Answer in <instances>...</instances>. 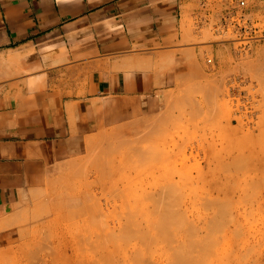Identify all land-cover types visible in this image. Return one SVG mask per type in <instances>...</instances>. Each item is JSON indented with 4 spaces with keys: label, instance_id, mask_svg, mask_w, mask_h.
Instances as JSON below:
<instances>
[{
    "label": "rangeland",
    "instance_id": "obj_1",
    "mask_svg": "<svg viewBox=\"0 0 264 264\" xmlns=\"http://www.w3.org/2000/svg\"><path fill=\"white\" fill-rule=\"evenodd\" d=\"M236 1L185 0L178 40L127 66L132 94L61 96L8 60L0 95L67 128L0 160V264H264V0Z\"/></svg>",
    "mask_w": 264,
    "mask_h": 264
},
{
    "label": "crops",
    "instance_id": "obj_2",
    "mask_svg": "<svg viewBox=\"0 0 264 264\" xmlns=\"http://www.w3.org/2000/svg\"><path fill=\"white\" fill-rule=\"evenodd\" d=\"M184 1L0 0V69L16 58L22 74L18 80L30 71L31 77L58 85L64 91L61 96L90 99L132 94L147 81L127 66L135 67L142 54L156 55L159 48L178 40ZM81 88L84 91L79 93ZM25 96L24 89L16 96L0 95V132L10 136L0 140V146L6 147L0 160H21L25 134L30 141L40 142L56 139L67 128L63 108L46 107L44 100L26 104ZM78 109L81 118L84 113L87 118V112ZM19 171V166L7 163L2 177L14 178ZM11 191L7 184L0 185V204L10 201Z\"/></svg>",
    "mask_w": 264,
    "mask_h": 264
},
{
    "label": "bare ground",
    "instance_id": "obj_3",
    "mask_svg": "<svg viewBox=\"0 0 264 264\" xmlns=\"http://www.w3.org/2000/svg\"><path fill=\"white\" fill-rule=\"evenodd\" d=\"M147 109V108H146ZM147 111V110H146ZM149 111V110H148ZM147 111V112H148ZM157 111V110H156ZM152 112V110L149 112V113H151ZM158 113V112H157ZM147 115L146 116H148V115H150V114H148V113H146ZM155 114V113H154ZM145 116V117H146ZM151 117L150 118H148V121L146 122V123H143V121H144V119L145 118H143L142 119V121H140L141 122V124L139 125L140 126V128L139 129H137V130H142V132H143V129H145V130H147L148 128H150V127H153V125H154V119L152 118L153 117V115H152V113H151V115H150ZM155 117V116H154ZM158 117V116H157ZM152 118V119H151ZM139 122V121H138ZM144 130V131H145ZM139 133H141V132H139ZM101 136V135H100ZM44 164V163H43Z\"/></svg>",
    "mask_w": 264,
    "mask_h": 264
},
{
    "label": "built area",
    "instance_id": "obj_4",
    "mask_svg": "<svg viewBox=\"0 0 264 264\" xmlns=\"http://www.w3.org/2000/svg\"><path fill=\"white\" fill-rule=\"evenodd\" d=\"M237 6L244 7L246 5V0H237Z\"/></svg>",
    "mask_w": 264,
    "mask_h": 264
}]
</instances>
